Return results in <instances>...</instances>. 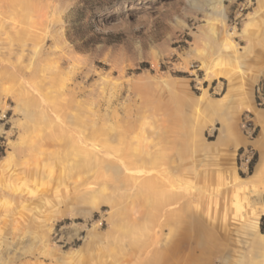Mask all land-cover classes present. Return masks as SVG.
Instances as JSON below:
<instances>
[{"label":"rangeland","instance_id":"1","mask_svg":"<svg viewBox=\"0 0 264 264\" xmlns=\"http://www.w3.org/2000/svg\"><path fill=\"white\" fill-rule=\"evenodd\" d=\"M259 81L264 0H0V264H264Z\"/></svg>","mask_w":264,"mask_h":264},{"label":"crops","instance_id":"2","mask_svg":"<svg viewBox=\"0 0 264 264\" xmlns=\"http://www.w3.org/2000/svg\"><path fill=\"white\" fill-rule=\"evenodd\" d=\"M231 101L232 97L229 103L223 105V108L225 107L226 110L231 109ZM249 110L252 112L253 122L258 127L257 135L250 141V144L256 150V160L252 167L251 174L247 179L242 178V180H246V184L249 186L250 190L258 194L257 200L261 208L260 213L256 217V222H258L261 217H264V108H258L250 102ZM225 134L226 130L224 128L221 136ZM229 141L230 139L227 142ZM229 144L233 149H237L239 146L247 144V140L240 135H236L233 142Z\"/></svg>","mask_w":264,"mask_h":264},{"label":"bare ground","instance_id":"3","mask_svg":"<svg viewBox=\"0 0 264 264\" xmlns=\"http://www.w3.org/2000/svg\"><path fill=\"white\" fill-rule=\"evenodd\" d=\"M245 30V28H244ZM231 35V33L229 34ZM216 64V63H215ZM215 64L214 66H212L211 64L207 63L206 61H201V68H203L204 70V73L206 76L208 77H214V78H218V77H224L225 79L228 80V83H229V88L227 90V92H225L220 101L221 103L223 104H227L230 102L231 100V85H232V75L226 71V69H224L223 67L219 66V67H215ZM207 97L205 95H202L199 97V100L202 101H206ZM187 160V159H186ZM185 160V161H186ZM184 161V162H185ZM199 161V160H198ZM202 162V161H201ZM200 162V163H201ZM186 163V162H185ZM195 163V162H194ZM203 163V162H202ZM204 169V168H203ZM198 170V169H197ZM114 171H117V168L114 169ZM200 173V172H199ZM197 174V173H196ZM237 184H232V187L231 189L233 188H237ZM192 203V202H191ZM188 205V200H185L184 202L181 203V208H185L186 206ZM181 244L188 247L190 245V243L187 241V240H182L181 241Z\"/></svg>","mask_w":264,"mask_h":264},{"label":"built area","instance_id":"4","mask_svg":"<svg viewBox=\"0 0 264 264\" xmlns=\"http://www.w3.org/2000/svg\"><path fill=\"white\" fill-rule=\"evenodd\" d=\"M253 97L256 106L264 107V81H259L255 84L253 88ZM241 126L245 133L249 135V137H252L254 133V127L250 121V118H248V115H246L242 120ZM240 157L244 160V166L242 167L243 170L248 171L252 158V151L248 148H244L240 152Z\"/></svg>","mask_w":264,"mask_h":264},{"label":"trees","instance_id":"5","mask_svg":"<svg viewBox=\"0 0 264 264\" xmlns=\"http://www.w3.org/2000/svg\"><path fill=\"white\" fill-rule=\"evenodd\" d=\"M253 162V161H252ZM252 162L250 163L251 165H252ZM251 167V166H250ZM250 172H251V170H250ZM264 220V217H261V227H260V230H261V232H264V227H263V225H262V221Z\"/></svg>","mask_w":264,"mask_h":264}]
</instances>
